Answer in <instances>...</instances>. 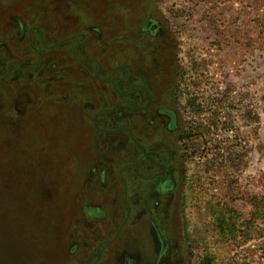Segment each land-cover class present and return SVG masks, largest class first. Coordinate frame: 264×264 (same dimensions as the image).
I'll use <instances>...</instances> for the list:
<instances>
[{
    "label": "rangeland",
    "instance_id": "1",
    "mask_svg": "<svg viewBox=\"0 0 264 264\" xmlns=\"http://www.w3.org/2000/svg\"><path fill=\"white\" fill-rule=\"evenodd\" d=\"M150 17L188 85L176 128L155 123L153 136L146 99L126 92L135 76L121 79L138 49L104 39ZM201 196L231 214L236 241ZM253 198H264V0H0V264H154L149 213L166 234L162 264H264L263 224L247 233ZM128 212L143 220L123 228Z\"/></svg>",
    "mask_w": 264,
    "mask_h": 264
},
{
    "label": "flooded vegetation",
    "instance_id": "2",
    "mask_svg": "<svg viewBox=\"0 0 264 264\" xmlns=\"http://www.w3.org/2000/svg\"><path fill=\"white\" fill-rule=\"evenodd\" d=\"M143 30L144 32H147L155 37V34L160 31V23L158 20L149 18L145 22ZM144 40L145 39L141 40L142 42H124L126 46L125 49H123L124 50L123 53L126 52V48H130L128 46L129 44L134 45V48H136V50L138 49V51L137 53L134 50L132 52L131 57L134 60L130 61L129 59H124L126 63L125 65L122 66L123 77H121V79H125L126 83H129L128 80H132V75L135 76L134 80L136 79V82H134L126 90V92H129L132 95L137 94V99H138V95L140 96L141 100L146 99L145 103L143 105H140V110H142L143 114L145 115L144 116L145 117L144 125H146L145 128L147 132L153 136L154 133L153 131L156 128L155 123H160L159 124L160 129L157 131H159L162 135L164 134V132L169 133L176 128L177 114H176V109L174 107L168 105L166 106L160 105L161 101L164 100V98L159 93L160 88L158 87V80L156 79L155 81V78L158 77L159 75V72L157 70L158 66H156V64L157 63L160 64L158 61V59L161 58L160 42H143ZM161 50H163V48ZM128 61L131 62L136 67L137 72L135 70V72L129 73V70L127 68ZM120 94L122 95V93ZM133 103H135L134 100ZM137 105L135 104V106ZM149 128L152 129L149 130ZM145 135L148 137L147 140H150L149 134H145ZM133 141L137 143V146L139 147V149L142 152V155L145 156L147 161L151 162L153 165H158V163L152 157L147 155V152H149L150 149L149 142L142 144V143H138L134 139ZM160 176H162V173L153 174L150 177V179L154 181L158 179ZM169 183L170 182L168 181V182H164L161 185H162V190H167V192L170 193L171 187L168 188ZM148 186H151V188L152 187L155 188L154 183ZM84 212L88 217L91 218L98 215L94 213L95 212L94 210L92 211L89 209H85ZM135 217H136L135 214H132V212L130 213L128 212L124 219L125 224L123 225V228L127 225L129 218H135ZM136 219H140L141 221L143 220L142 217L138 218V214ZM147 221H148L147 224L151 226V229L155 232L156 238L160 243L159 252L158 255L156 256L154 264H162L168 254L166 234L163 233L161 226L153 218L151 213L148 214ZM142 223L143 222H141V224Z\"/></svg>",
    "mask_w": 264,
    "mask_h": 264
},
{
    "label": "trees",
    "instance_id": "3",
    "mask_svg": "<svg viewBox=\"0 0 264 264\" xmlns=\"http://www.w3.org/2000/svg\"><path fill=\"white\" fill-rule=\"evenodd\" d=\"M105 2H107V0H105ZM95 4H96V0H95ZM139 6H142V5H139ZM149 7L150 6H146L145 8H149ZM143 13L144 11L142 10L141 14L138 15V21L141 15H143ZM136 24L137 23L131 24L129 22L126 24L125 29H122L119 31L120 34L118 33L116 36H113V37L112 36L104 37V39H109L108 40L109 42H115V41L118 42V39L120 40L119 42H121L122 40L126 42H140L141 40L145 39L143 42H160L161 48H163L162 46L167 48L168 49L167 51H165L164 49L163 50L160 49L161 58L158 59L160 64L158 63L156 64V66H158L157 70L159 72V75L158 77L155 78V81L156 79L158 80V87L160 88V90L166 89V87H169V82L170 81L172 82L173 84L172 89L170 90L169 93L163 91V93L166 96H162V97L167 101L166 105L174 107L176 110H178L179 109L178 103L180 101L179 98L180 97H182L183 99L185 98L187 94H185L184 91H186V89L188 88L187 87L188 85H186V89H183V81H184L183 73L181 70L175 72V69H176L175 57H174L175 44L174 42H171V43L168 42L169 44L165 43L166 41L162 37L161 29L163 28V26L161 23H160V31L155 34V37L147 32H144L143 30L144 25L142 26V28L138 30L136 28ZM98 36L99 38H101L100 32ZM112 44H116V43H112ZM170 72H171V75H169ZM176 73L178 74V81H177ZM179 91H181L180 94H179ZM188 103H189L188 107H187V104H184L183 106V108L186 109V111H187V108H192V109L195 108L191 99L189 100ZM196 110L197 112L195 111V113L202 112L200 106L196 107ZM211 124L216 126L217 122L216 123L211 122ZM195 131H196V128H195L194 122H190L189 126L186 127L185 129V134L180 138L181 143L185 142L184 143L185 147L188 148L186 143L188 141H191V138L194 136ZM260 200H263V202L260 203ZM200 201L202 203V208L212 215L213 220H214L213 223L219 229L220 235L224 236L225 234H230L232 237V240L236 241L238 238L237 236L233 234V231H232L234 220L231 217V214L227 212L226 209L223 210L222 208H220V206L217 205L212 198H208V197L204 198L201 196ZM252 205H253L252 212H250V217L247 220L248 221V226H247L248 232L247 233H248L249 239H258L259 236H261V230H259L261 228L260 225L263 224L264 226V198H261L259 200L258 198H253ZM224 226L228 227V229L227 230L223 229Z\"/></svg>",
    "mask_w": 264,
    "mask_h": 264
},
{
    "label": "crops",
    "instance_id": "4",
    "mask_svg": "<svg viewBox=\"0 0 264 264\" xmlns=\"http://www.w3.org/2000/svg\"><path fill=\"white\" fill-rule=\"evenodd\" d=\"M134 28H135V26H134ZM96 30V29H95ZM98 32V34H99V31H97ZM101 36V35H100Z\"/></svg>",
    "mask_w": 264,
    "mask_h": 264
}]
</instances>
